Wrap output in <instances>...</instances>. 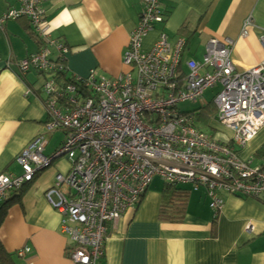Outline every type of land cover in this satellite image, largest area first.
<instances>
[{"label": "built area", "instance_id": "1", "mask_svg": "<svg viewBox=\"0 0 264 264\" xmlns=\"http://www.w3.org/2000/svg\"><path fill=\"white\" fill-rule=\"evenodd\" d=\"M44 1L17 0L0 16V23L26 17L44 39L37 51L18 62V69L46 74L42 89L49 116L45 132L15 156L21 173L0 174V199L29 182L53 158L66 157L68 170L54 174L44 195L59 215V231L67 237V257L73 264H97L108 225L139 201L155 176L165 183L204 188L214 212L223 207L220 192L252 197L264 193V164L253 165V157L241 159L233 144L204 133L193 113L176 107L219 86L212 97L217 118L230 129L234 143L245 145L264 125V58L238 71L231 55L233 41L211 37L201 59H183L185 38L171 41L158 27L165 21L161 1L141 0L122 55L130 70L107 77L91 69L61 86L56 76L66 71L69 47L50 37ZM153 29L157 36L144 48L143 40ZM50 46L58 52L54 58ZM56 129L65 135L48 156L45 134Z\"/></svg>", "mask_w": 264, "mask_h": 264}, {"label": "crops", "instance_id": "2", "mask_svg": "<svg viewBox=\"0 0 264 264\" xmlns=\"http://www.w3.org/2000/svg\"><path fill=\"white\" fill-rule=\"evenodd\" d=\"M160 1L165 21L158 27L171 41L180 35L187 38L183 59H201L211 37L233 41L231 55L238 71L264 58V0ZM16 5L17 0H0V16ZM43 7L50 37L69 47L66 71L56 76L59 85L69 82L66 77L85 76L91 69L107 77L130 70L122 55L137 23L141 0H45ZM246 20L250 23L244 25ZM156 36L157 30L149 31L143 47L149 48ZM43 43L26 17L0 23V174L20 173L16 154L45 132L49 116L42 85L46 74L18 69V62ZM57 54L50 46V57ZM203 104L199 108L203 111L214 107L208 120L200 119L209 127L211 117L218 120L216 107L213 99ZM212 128L217 133L211 136L225 142V130L218 133ZM64 135L63 129L47 132L44 153L50 156ZM231 139L232 132L227 142L235 151L242 148V159L264 141L254 136L241 146ZM69 165L66 157L53 158L47 171L24 185L19 198L13 199L14 193L0 201V241L9 256L2 264H73L67 257V237L59 231V215L44 195L54 174L65 173ZM164 185L155 176L139 201L108 225L104 254L97 264H264V193L252 197L220 192L223 207L214 212L204 188L177 184L189 191L188 201L183 217L169 221L158 218ZM23 248L28 250L19 255L17 251Z\"/></svg>", "mask_w": 264, "mask_h": 264}, {"label": "trees", "instance_id": "3", "mask_svg": "<svg viewBox=\"0 0 264 264\" xmlns=\"http://www.w3.org/2000/svg\"><path fill=\"white\" fill-rule=\"evenodd\" d=\"M163 13L165 15L164 11H163ZM180 36H182V35H180ZM182 37H184V36H182ZM184 38H185V40H187L186 37H184ZM59 74H61V73H59ZM65 81L75 82L73 77H70V78L66 77ZM213 112H214V107L212 105H210L207 107V109L205 111H203L199 108L194 110L193 114L195 117H196V115H200L199 116L200 119H202V116H203L204 119L208 120V116L209 117L212 116ZM195 125H196V123H195ZM254 156H253V159L258 158L261 161V163L264 164V142L262 143L261 146H259L255 150ZM20 169H22L21 166H20ZM40 172H36L33 175V178L35 175L39 174ZM20 173H14V174H20ZM33 178L29 182H31L33 180ZM29 182H25L24 185H26ZM24 185L19 189L8 191L0 199V201L4 202L9 196H11L14 193H16V194L12 198L13 199H15L14 197L19 198V194H20L22 188L24 187ZM10 192H12V193H10ZM188 193H189V191L187 189L180 187L177 184H170V183L166 182L163 189H162V192H161V200H160V206H159V210H158V218L162 219V220H169V221L180 220L185 213V208H186L187 201H188ZM0 219H1V217H0ZM8 257H9L8 253L5 252V250L3 249L2 243L0 241V264L8 262L9 261ZM10 264H12V263H10Z\"/></svg>", "mask_w": 264, "mask_h": 264}, {"label": "rangeland", "instance_id": "4", "mask_svg": "<svg viewBox=\"0 0 264 264\" xmlns=\"http://www.w3.org/2000/svg\"><path fill=\"white\" fill-rule=\"evenodd\" d=\"M186 56H187V54H186ZM132 74L135 75L136 72L133 71ZM218 89H219V86L210 87L209 89L205 90L204 93H203V95L200 98H198L197 100H194V101H191V100L180 101V102H178L176 104V107H177V109H179L182 112L193 113L194 110H196V109L201 108L202 106H204L203 101H207V102L210 101L212 99L213 95L218 91ZM199 116L200 115H196V117L195 116L194 117H195L196 126L198 128H201V131H203L204 133H206V134H208L210 136L211 135H215L217 132H215V130L212 128V126H213V127H216V129L219 130L218 133H221V132H223V130H225V132L228 133V134L225 133V136H224L225 138L223 139V141L227 142L229 140L231 131L224 124H222L219 120L215 119L214 117H211V119H210V126L208 127L207 124H206V122L204 120H202V121L200 120ZM255 136H258V138H261V139L264 137V126H262L257 131V133H256ZM217 137L218 136L216 135L215 136V139H217ZM263 142H261L259 144V146H261ZM236 151L238 152L237 155L239 157H241L240 156V153L242 151V148H236ZM253 155H254V152H252V154H250L249 157H251V156L253 157ZM247 158H244V159H247ZM256 164H262L261 161L258 158H255V160L253 162V165H256ZM50 167H51L50 165L47 166L44 170H42L40 172V174H43Z\"/></svg>", "mask_w": 264, "mask_h": 264}, {"label": "bare ground", "instance_id": "5", "mask_svg": "<svg viewBox=\"0 0 264 264\" xmlns=\"http://www.w3.org/2000/svg\"><path fill=\"white\" fill-rule=\"evenodd\" d=\"M51 165V164H50Z\"/></svg>", "mask_w": 264, "mask_h": 264}]
</instances>
